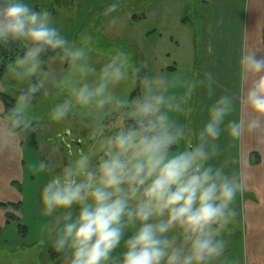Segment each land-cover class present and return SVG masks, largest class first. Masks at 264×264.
<instances>
[{
  "label": "clouds",
  "instance_id": "9594fccd",
  "mask_svg": "<svg viewBox=\"0 0 264 264\" xmlns=\"http://www.w3.org/2000/svg\"><path fill=\"white\" fill-rule=\"evenodd\" d=\"M119 8L114 0L102 15ZM93 43L88 32L70 40L46 8L0 0V48L21 50L0 79V93H15L0 105V154L18 155L45 122L34 102L57 92L46 122L87 131L67 162L56 144L33 165L46 177L37 207L48 246L61 264H238L229 237L253 175L232 148L264 133V54L241 51L238 92L216 96L193 128L194 95H216L212 72L150 75L122 49L95 61Z\"/></svg>",
  "mask_w": 264,
  "mask_h": 264
},
{
  "label": "crops",
  "instance_id": "0c3cea01",
  "mask_svg": "<svg viewBox=\"0 0 264 264\" xmlns=\"http://www.w3.org/2000/svg\"><path fill=\"white\" fill-rule=\"evenodd\" d=\"M86 1L87 8L83 14L85 19L77 26V30L74 29V38L78 39L80 31L94 22L106 33L125 42L131 41L140 45L141 43H137V38L142 36V41L149 44L151 58L155 56L156 61L161 62L148 73L142 67L147 74L173 76L183 73L186 77L197 79L202 78L206 71L215 75L218 81L215 96L209 98L202 90H198L195 94L197 110L191 116L193 128H198L202 124L205 118L204 108L211 104L216 96L224 91H231L234 94L238 92L241 87L238 74V59L241 51L255 50L259 54H264V0H249L248 11L247 0H146L143 3L142 0H118L120 4L118 12L108 18L102 15V8L114 0ZM63 2L65 4L62 6L66 12L59 13L57 9V22L60 21L58 15L69 20L81 14L82 10L77 0H72L69 6L65 0ZM57 3L60 4L61 0H57ZM73 3L76 4V8H73ZM187 10L188 18L185 22L183 18ZM48 11L51 13L53 10ZM100 13L103 17L99 18ZM144 23H149L152 28L147 31L150 34L147 32L144 34L142 31ZM66 25L68 24L63 23L61 27ZM142 54L144 55L143 51ZM141 58L144 63L145 56ZM0 105H3L1 99ZM238 117L237 112L234 118ZM222 142L226 143L223 138ZM232 151L243 153L253 175L247 190L256 192V197L262 201L264 199V133L245 135ZM254 152L259 154L261 160L256 165L250 163ZM23 155V145L14 159L0 154V190L15 189L17 194L14 197L19 199L21 194L16 184L18 181L13 177L23 173L21 166ZM259 182L261 186L257 189ZM259 201L249 200L248 204L254 202L256 205ZM8 203L15 202L9 201L4 204ZM7 209L10 208L5 206L4 210ZM7 212H3L1 226L6 224ZM230 239L232 248L229 255L236 259L238 264H243L246 256L249 264H264V234L261 236V242L254 241L253 246L246 249L243 248V239L238 233H234ZM36 250L37 248L34 249L35 254L39 255ZM54 262L57 264L56 260L50 258L46 264H54Z\"/></svg>",
  "mask_w": 264,
  "mask_h": 264
},
{
  "label": "rangeland",
  "instance_id": "374dc122",
  "mask_svg": "<svg viewBox=\"0 0 264 264\" xmlns=\"http://www.w3.org/2000/svg\"><path fill=\"white\" fill-rule=\"evenodd\" d=\"M64 0H61V3L58 4L57 1L54 0H27L29 4H31L34 8L42 9L46 8L47 10H53L51 12L56 24L60 27L63 33L70 39L74 38L75 32L74 29L77 30V26L82 23L85 19L83 15L86 12L87 1L86 0H77L80 4V8L82 11L80 15H78L75 19L65 20L64 16L58 15L57 22V9L59 13H65L66 9L62 5L65 3ZM146 0H142V3ZM154 1V0H148ZM114 2V1H112ZM73 8H76V4H74ZM247 11L249 7V0H247ZM55 9V12H54ZM102 8V12H103ZM65 10V11H64ZM100 17L101 13H100ZM68 24L64 27H61V24ZM72 27V28H71ZM84 27V26H83ZM80 28V26H79ZM78 28V29H79ZM152 28L149 23H144L142 26V31L146 34L147 31H150ZM84 32H88L94 37L93 43V59L98 62H103V60L110 55L116 49H122L129 53L131 61L135 65L142 66L146 69L147 73L151 69L154 70L158 64H161L160 61H156L155 56L151 58L149 53V44L145 41H142V36L137 38V45L131 41L125 42L123 39H119L117 37H113L109 33L103 31L99 24L90 23L88 26L80 31V35ZM153 33V32H152ZM109 34V35H108ZM150 34V32H147ZM79 35V36H80ZM78 40V39H76ZM142 41V42H141ZM144 55L142 54V51ZM145 56V61L142 62V58ZM141 58V59H140ZM153 75V74H150ZM131 92V91H130ZM9 94L14 93L11 90L8 92ZM131 95V93H130ZM59 98V93H54L47 99H41L39 102L34 104V113L41 120H45V122L41 123L37 132H38V141H39V149L37 151L31 150L29 147H24V155L22 158L21 166L22 172L21 174H17L16 177H13L15 181L19 183V192L21 194V199L15 198L14 195L15 189H6L2 188L0 190V264H10L9 258L14 257L18 252H27V256L24 257V264H46V262L50 259V254L48 253V243L46 234L42 231L43 225L45 223H49L48 219L42 217L39 213L37 207V193L45 182L46 177L42 173H37L33 170V165L39 161L40 159L47 158L52 153V148L59 144L60 150L55 154V159L59 162H67V159L73 154H70V149L67 147V144L60 139L61 136L64 135L66 129H70L75 132L77 137H81L85 139V146L87 145V131L86 130H77V127L74 125L71 128H65L63 125H58L51 122H46L47 112L52 104H54ZM197 101V96L194 95L193 103L195 105ZM193 121V119L191 118ZM261 182L257 183V189L260 188ZM17 184V183H16ZM15 185V184H14ZM257 193L253 191H246L242 201H238V215L235 223L232 226V230L234 233H238L243 239V248H250L253 246L254 241L261 242V236L264 234V199L259 201L256 197ZM19 199V200H18ZM249 200H253L255 202L259 201V204L250 203ZM17 202L21 201L22 205L19 210H16L19 215V223L26 226L28 228V233L26 237H21L17 232V224L16 222L4 224L1 226V221L3 220V212L4 211H12L13 209L5 208V202ZM36 253H40L39 255L35 254L34 249H36ZM232 248L231 239L229 237V249ZM41 252H40V251ZM245 253V252H244ZM41 255V257H40ZM58 259L56 260L57 264H61V258L57 254ZM245 257V254H244ZM53 264V263H52ZM55 264V262H54ZM243 264H249L247 256L245 257Z\"/></svg>",
  "mask_w": 264,
  "mask_h": 264
},
{
  "label": "trees",
  "instance_id": "16d2710c",
  "mask_svg": "<svg viewBox=\"0 0 264 264\" xmlns=\"http://www.w3.org/2000/svg\"><path fill=\"white\" fill-rule=\"evenodd\" d=\"M57 1V0H55ZM67 6L72 4V0H65ZM188 18V10L185 12V16L183 18V21L186 22ZM20 48L18 46H13L11 49H4L0 48V79L4 77L5 73V64L7 62H10L14 57L20 53ZM51 55V54H49ZM143 73H145V70L142 69ZM138 94V89L131 91V96H135ZM14 96L15 93H0V99L3 103L4 106H10L12 103H14ZM43 98H37V100L34 102L37 103ZM24 147H29L31 150L37 151L39 149V141H38V132H34L30 139L26 141L23 144ZM260 156L258 153L254 152L251 155L250 163L253 165L259 164L260 163ZM16 183V182H15ZM19 187V183H17ZM22 202L18 201L15 203H8L6 204L7 207L12 208L13 210L10 212L6 213V224L16 222L17 224V232L20 234L21 237H26L28 233V228L21 223H19L20 215L16 210H19L21 208ZM48 253L50 254V258L55 261L58 259L57 253L50 247L48 246Z\"/></svg>",
  "mask_w": 264,
  "mask_h": 264
},
{
  "label": "flooded vegetation",
  "instance_id": "af4514ba",
  "mask_svg": "<svg viewBox=\"0 0 264 264\" xmlns=\"http://www.w3.org/2000/svg\"><path fill=\"white\" fill-rule=\"evenodd\" d=\"M71 133V135H69ZM63 137V141L67 144V147L70 149V154L72 152L83 149L85 147V139L81 137H77L78 135L75 134L74 131L70 129H66L64 135H58ZM88 144V139L87 142ZM234 235V231L232 230L230 238Z\"/></svg>",
  "mask_w": 264,
  "mask_h": 264
}]
</instances>
